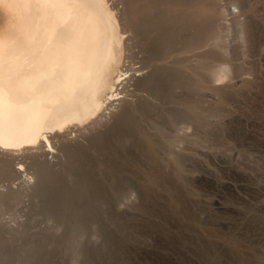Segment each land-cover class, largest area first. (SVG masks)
I'll return each mask as SVG.
<instances>
[{
  "label": "rangeland",
  "instance_id": "374dc122",
  "mask_svg": "<svg viewBox=\"0 0 264 264\" xmlns=\"http://www.w3.org/2000/svg\"><path fill=\"white\" fill-rule=\"evenodd\" d=\"M108 3L125 33L118 95L51 148L0 149V264H264V0ZM156 67L166 97L141 84ZM104 135L103 153L89 147ZM78 147L98 181L111 164L125 181L94 188V217L69 225L85 229L76 262L36 185Z\"/></svg>",
  "mask_w": 264,
  "mask_h": 264
},
{
  "label": "bare ground",
  "instance_id": "6f19581e",
  "mask_svg": "<svg viewBox=\"0 0 264 264\" xmlns=\"http://www.w3.org/2000/svg\"><path fill=\"white\" fill-rule=\"evenodd\" d=\"M108 1L0 0V149L39 144L51 148L53 133L87 123L118 95L125 75V33ZM165 75L168 69L156 67L141 84L166 97L170 91ZM122 138L135 144L134 133ZM109 139L93 138L89 147L103 153ZM86 149L69 151L77 157H68L60 171L39 167L36 185L45 212L65 225L63 239H71L66 250L75 251L76 262L82 251L79 235L85 229L71 235L69 225L94 217V188L103 183L115 192L125 181L117 164L106 168L110 180L98 181L93 173L103 170L102 163L88 157ZM46 240L56 248L62 238Z\"/></svg>",
  "mask_w": 264,
  "mask_h": 264
}]
</instances>
